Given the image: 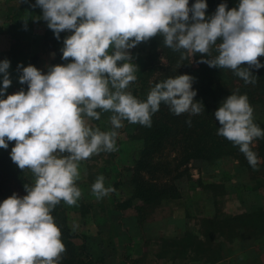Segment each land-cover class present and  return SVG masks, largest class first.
Segmentation results:
<instances>
[{"label":"clouds","instance_id":"9594fccd","mask_svg":"<svg viewBox=\"0 0 264 264\" xmlns=\"http://www.w3.org/2000/svg\"><path fill=\"white\" fill-rule=\"evenodd\" d=\"M32 7L42 9L41 18L57 40L61 32L71 33L61 49L62 59L71 62L50 66L46 74L18 65L19 82L28 90L0 99V148L14 141L11 160L34 176V183L24 186L26 195L14 193L0 203V264H60L66 248L51 213L61 201L77 204L80 163L101 151H117L123 121L151 127L161 103L177 116L204 111L203 103L194 100V77L188 74L155 83L146 100L133 95L129 86L138 67L131 49L159 35L181 61L200 54L198 63L229 69L245 84H255L252 69L264 67L259 60L264 56V0H239L231 9L222 2L210 17L206 0L191 6L189 0H36ZM9 67L10 61H0V97L12 83ZM101 112L111 113L110 130L89 123L99 121ZM253 113L247 94L237 89L214 115L217 135L238 146L257 170L251 144L264 137V129ZM91 192L101 199L115 188L106 187L105 177L98 175Z\"/></svg>","mask_w":264,"mask_h":264},{"label":"trees","instance_id":"16d2710c","mask_svg":"<svg viewBox=\"0 0 264 264\" xmlns=\"http://www.w3.org/2000/svg\"><path fill=\"white\" fill-rule=\"evenodd\" d=\"M222 2L227 3L228 9L237 7L239 4V0H206V17L213 15ZM194 3L195 0H189V6ZM62 36L64 37L63 33L60 34V39ZM132 51H134V61L138 67L137 79L129 86L133 95L140 100H146L155 83L168 77L188 74L194 77L192 87L197 92L194 100L203 103L204 111L199 115L184 113L177 116L169 110L167 105L161 103L159 111L152 116L151 127L123 122L125 129H128V125L137 128L141 145L132 165L128 166L132 191L126 200L118 203L120 206L128 205L132 197H139L144 203L159 201L166 197H178L180 193L176 179L182 175H188L189 166L193 161H196L193 162L194 165H198L197 161H206L220 154L231 153L243 159L244 154L240 152L238 146L217 135L220 125L214 113L237 89L239 94H247L253 108L256 105L264 107V67L258 70L252 69L253 74L257 76L255 84H245L229 69H219L209 67L206 63H198L201 59L200 54H195L192 60L189 57L181 61L180 53L165 47L163 38L159 35L138 44ZM215 55L213 51V56ZM57 59L58 57L52 59L54 66L59 64ZM259 60L264 64V56ZM192 61H195L197 65L192 66ZM178 63L182 64L178 67ZM110 115V112H101L104 118ZM91 121L95 123V120ZM254 122L264 129V123L260 119L255 117ZM14 144V141L8 142L7 149L0 148V203L14 193L23 197L27 194L25 184L34 183L29 171L27 169L22 171L11 160L10 153ZM251 148L264 159V137L255 139ZM65 210V204L61 201L51 213L61 230V240L66 248L60 264H93L94 260L91 259L83 241L74 242L72 237L77 233L69 229ZM207 228L210 229V226ZM81 238L83 239L84 235H81ZM169 240L171 241L168 244L174 250H185L188 245H194L195 249H198L201 243L192 232H183L182 237L177 239L170 237Z\"/></svg>","mask_w":264,"mask_h":264},{"label":"crops","instance_id":"0c3cea01","mask_svg":"<svg viewBox=\"0 0 264 264\" xmlns=\"http://www.w3.org/2000/svg\"><path fill=\"white\" fill-rule=\"evenodd\" d=\"M35 3L36 0H28L27 3L22 2V0H0V61L5 59L10 61L8 72L12 81L11 86L0 99H6L7 95L14 94L22 89L25 92L28 90L27 84L19 82L22 71L18 69V65L23 67L33 65L46 74L53 64V57H58L59 64L71 62V58L69 60L62 59L61 51L64 39L71 33L61 32L64 37L57 41L54 32L48 28L47 22L41 18L42 9L32 7ZM50 41L53 44H48ZM2 80L3 74H0V87L3 86ZM118 133L121 134L122 131H118ZM119 139H121L120 136L117 137V140ZM124 145H126L125 142H120L119 145L117 144V151H101L98 155H93L90 159L80 163V179L76 183L82 191V197L96 200L97 198L91 192V186L96 177L103 175L105 186L108 187L112 174L111 167L130 165L133 162L136 156V148L133 153L130 152L127 156L128 150H125ZM84 182H87L90 186L82 187ZM208 192L210 195L211 192ZM117 193H119L118 188L115 189V192L110 193L108 197L116 198ZM193 193L192 191L188 195L193 198ZM243 193H247L244 188L233 187L232 190L230 189L229 196L234 200L235 206L224 212L225 218L223 219L213 216L215 210L223 207L220 206L219 196L216 195V199H213L214 209L212 211L208 209L206 213L202 211L206 208V204H203L202 200H196L195 197L192 206H186V204L180 202L177 207L172 208L168 214L161 218L148 220L149 222L145 221L142 233L145 238L153 235H166L176 238L181 232H192L195 238L200 239L201 243H199L198 249H195L194 245H188L185 253L193 257L203 258L207 264L220 262L224 257H229L235 252H237V255L238 252L243 254L242 258L245 260L243 262L246 264H264V195L261 194L260 196L259 194L260 201L252 208ZM182 197L183 195L180 193L174 199L182 200ZM184 198H187V196ZM197 205L201 213L187 212V208L197 207ZM207 222H213L214 227L208 229ZM102 223L101 225H104L101 228L104 231L102 236L110 238L114 245H118V241L122 236L120 233H126L128 239L129 230L124 231L123 227L121 230L117 229L122 225L120 221L105 219ZM228 227H230L229 233H227ZM105 232H108V235H105ZM129 242H132V240ZM98 252L99 257L107 254L105 249L95 253ZM126 253L128 251H125L124 254ZM112 254L119 255L121 251L116 247Z\"/></svg>","mask_w":264,"mask_h":264},{"label":"rangeland","instance_id":"374dc122","mask_svg":"<svg viewBox=\"0 0 264 264\" xmlns=\"http://www.w3.org/2000/svg\"><path fill=\"white\" fill-rule=\"evenodd\" d=\"M48 44H52V41L48 42ZM130 52L135 64L134 51L131 49ZM196 65L197 63L192 61V66ZM42 72L44 73V71ZM253 109L254 118L256 117L264 123V107L256 105ZM94 122L89 120V123L93 127L98 126L101 130L103 128L105 130L111 129L109 117L104 118L101 116L99 121ZM118 131H122L123 134L118 135L121 139L117 140V144L119 145L120 142L126 143L124 147L125 150H128L127 156L130 152L133 153L135 148L137 154V150L141 145V138L139 137L137 128L135 129L133 125H128V129L122 127ZM258 159L257 170H254L249 165L245 156L243 159H240L234 153L220 154L206 161L201 160L202 162L197 161L198 165H194L193 162L196 161H193L189 166L188 175H182L176 179L179 193L183 195L182 200L166 197L161 198L159 201L154 200L144 203L139 197H132L128 201V205L124 204L123 206L118 205V203L126 200L132 191V185L129 182L130 170L128 166H131L133 162L130 165H122L121 167L113 166L111 167L112 174L109 179V186L119 189L116 198H109L107 195L101 199L94 200L93 198L81 196L76 205L69 206L64 203L67 225L72 232L77 233V235L72 237L74 242L79 243L81 240L83 241L91 259L94 260L93 264H207L203 258L187 255L184 249H172L170 244H168L171 241L169 240V236L153 235L145 238V235L142 233L144 222H149L148 220L151 221L154 218H161L168 214L172 208L177 207L180 202L186 204V206H192V201L195 197L196 200H202L203 204H206V208L202 210L203 213H206L208 209L212 211L214 209L213 199H216V195L217 197L219 196L220 206L223 207L215 210L213 216L223 219L225 218L224 212L235 206L234 200L229 196L230 189L232 190L233 187L246 189L247 193L243 194L253 208L260 201L259 194L260 196L261 194L262 196L264 195V159L260 156H258ZM27 171L32 175L30 178L34 181L33 174L30 170L27 169ZM83 186L87 187L90 185L84 182ZM192 191L194 192L193 198L191 195H188ZM208 191L211 192L210 195ZM185 196L187 198H184ZM188 199L189 201L187 202ZM186 210L187 212L201 213L198 205ZM105 219L120 221L122 225L117 227V229L121 230L123 227L124 231L129 230L128 239L126 233H120L122 236L116 246L110 238L103 237L104 231L101 228L104 225L101 224H103L102 222ZM207 224L210 227H214L213 222H207ZM229 232L230 227L227 228V233ZM107 233L105 232V235H108ZM182 234V232L178 234L175 239L182 237ZM81 235H84L83 239ZM130 240L132 242L128 243ZM116 247L121 251L122 255L112 254V251ZM101 249L107 251V254L103 257L98 256L99 252L95 253ZM125 251H128V253L124 254ZM242 257L243 254L241 252H238V255L235 252L233 255L224 257L220 262L215 264H246Z\"/></svg>","mask_w":264,"mask_h":264}]
</instances>
